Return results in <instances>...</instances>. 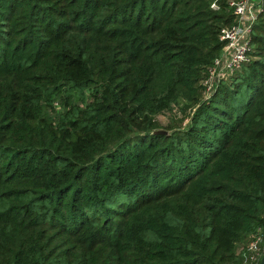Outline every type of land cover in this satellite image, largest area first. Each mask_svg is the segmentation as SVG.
<instances>
[{"label": "trees", "instance_id": "obj_1", "mask_svg": "<svg viewBox=\"0 0 264 264\" xmlns=\"http://www.w3.org/2000/svg\"><path fill=\"white\" fill-rule=\"evenodd\" d=\"M230 1L0 0V264H246L264 0L250 61L205 99Z\"/></svg>", "mask_w": 264, "mask_h": 264}, {"label": "built area", "instance_id": "obj_2", "mask_svg": "<svg viewBox=\"0 0 264 264\" xmlns=\"http://www.w3.org/2000/svg\"><path fill=\"white\" fill-rule=\"evenodd\" d=\"M258 0H231L230 6L236 16V24L224 29L221 41L225 43L221 57L215 59L209 74L202 82L203 95L209 98L215 91L220 79L234 74L250 61L251 31L257 20ZM212 8L218 9L216 3ZM246 264H259L264 254V230L259 229L248 238L241 248Z\"/></svg>", "mask_w": 264, "mask_h": 264}, {"label": "rangeland", "instance_id": "obj_3", "mask_svg": "<svg viewBox=\"0 0 264 264\" xmlns=\"http://www.w3.org/2000/svg\"><path fill=\"white\" fill-rule=\"evenodd\" d=\"M203 97V96H202ZM205 98V97H203ZM206 99V98H205ZM204 99V100H205ZM178 109L176 108L173 112H164L161 115H159L158 119L164 126H168L171 122L179 123V121L183 118V116L180 114ZM188 119L184 122V126L187 125ZM180 124V123H179ZM248 242V241H247ZM246 242V243H247ZM244 246V245H243ZM242 245L239 247V252L241 251Z\"/></svg>", "mask_w": 264, "mask_h": 264}, {"label": "water", "instance_id": "obj_4", "mask_svg": "<svg viewBox=\"0 0 264 264\" xmlns=\"http://www.w3.org/2000/svg\"><path fill=\"white\" fill-rule=\"evenodd\" d=\"M259 1H261V0H259ZM156 133L157 134H167L166 131H157ZM259 264H264V254H263V257H262V259H261Z\"/></svg>", "mask_w": 264, "mask_h": 264}]
</instances>
